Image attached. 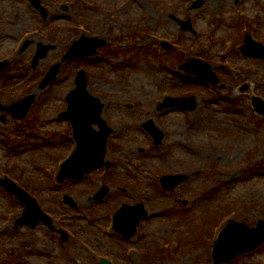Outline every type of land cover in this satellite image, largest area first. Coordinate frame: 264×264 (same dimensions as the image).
Instances as JSON below:
<instances>
[{"label": "rangeland", "instance_id": "374dc122", "mask_svg": "<svg viewBox=\"0 0 264 264\" xmlns=\"http://www.w3.org/2000/svg\"><path fill=\"white\" fill-rule=\"evenodd\" d=\"M44 1L49 8L45 23L25 0H0V59L15 56L5 70L7 79H0V102L36 96L24 119L0 110V177L10 174L28 187L53 215V223L72 235L63 244L43 224L14 229L23 207L0 187V264H95L83 242L101 249L119 242L117 234L106 237L103 230L107 213L121 203L143 204L150 216L142 226L145 236L173 245L161 251L158 264H214L212 245L226 221L223 216L232 213L236 221L252 226L264 219V119L254 114L250 101L251 96L264 98V59L243 57L237 50L244 43L234 51L225 44L232 39L234 45L243 23L264 42V0H203L192 10V0ZM64 4L67 10L62 11ZM188 19L194 33L178 22ZM82 33L105 39V46L95 57L64 64L53 83L39 89L40 75ZM25 38L30 45L19 55L17 43ZM161 40L176 44V50L160 48ZM38 43L51 49L33 70L30 61ZM189 48L194 50L186 52ZM200 52L218 76L214 87L178 68ZM79 69L86 72L88 91L104 103L102 116L114 131L105 157L113 165L107 171L94 169L79 183L56 184L72 136L68 123L56 115L66 109ZM163 92L171 97L186 92L196 106L192 112L157 110ZM147 121L163 131L160 146L142 128ZM181 172L190 177L174 190L166 192L159 184L153 188L159 176ZM102 185L109 188L108 199L94 206L89 196ZM65 194L75 208L63 203ZM185 198L190 210L181 205ZM96 211L97 220L92 218ZM95 221L102 233H94ZM138 257L130 263L149 261ZM231 264H264V244Z\"/></svg>", "mask_w": 264, "mask_h": 264}, {"label": "water", "instance_id": "95a60500", "mask_svg": "<svg viewBox=\"0 0 264 264\" xmlns=\"http://www.w3.org/2000/svg\"><path fill=\"white\" fill-rule=\"evenodd\" d=\"M201 3V1H197L195 6L201 5ZM32 4L36 7H40L38 0H32ZM44 15L46 16V14ZM183 26L184 29H187L189 28L190 23L185 22L183 23ZM103 44H105L104 40L82 36L79 40L73 42V44L65 53L62 61L93 55L96 53V48ZM40 49L34 58V63L38 61L39 57H43L46 53L44 49L43 51ZM244 51L259 57H264V46L259 43L248 41L244 47ZM194 66L195 65L189 67L184 65L182 68L185 70H190L193 69ZM3 67H5V63L0 64V69ZM59 67V63L51 67L40 86L41 88H44L56 76ZM209 71L210 66L204 65L202 70L199 69L195 70L194 72L215 83L216 80ZM33 98V95L27 97L21 104L12 106V109H15L17 112H21V117L24 116ZM67 100L69 107L67 112L62 116H65L72 121L79 146L75 154L64 164L62 172L69 173L71 177L78 178L92 167L102 164V159L105 155L106 139L112 130L106 127L100 117L103 105L100 103L98 98L91 96L86 89V77L83 71L79 72L76 78V88L68 94ZM186 102L187 103H185L184 100L178 102L174 100L173 102L167 100L164 105H178L182 107H189L190 109L195 108L196 103L194 102L193 97L189 100H186ZM188 102H190V104H188ZM253 105L259 113L264 114L263 100L254 97ZM91 123H97L101 131H92L90 129ZM147 129L155 138V143L159 144L162 138V133L156 128L148 127ZM62 176H64V174H62ZM62 178L63 177H61V179ZM184 179L185 176H164L161 178V182L162 186H164L166 189H171ZM0 184L14 193L26 207L23 217L17 221V225L28 224L30 226H35L40 219H47L42 214L33 199L27 196L22 190L16 188L11 181L7 179L0 180ZM107 191V188H102L98 194H96L95 198L102 199L106 195ZM65 201L71 206L76 205L75 202H73L68 196L66 197ZM133 209V211L132 209L127 210L126 206H124L123 209L117 213L116 220L120 222V220L123 219L124 222H129L130 225L135 226L138 223L140 217L144 216L145 213L143 210H140V207ZM138 211L140 212L139 214L136 213ZM263 242L264 221H258L257 226L254 228L246 227L243 223L229 222V224L220 233L218 239L216 240L213 247L212 256L216 264L228 263L239 254L254 250Z\"/></svg>", "mask_w": 264, "mask_h": 264}, {"label": "flooded vegetation", "instance_id": "af4514ba", "mask_svg": "<svg viewBox=\"0 0 264 264\" xmlns=\"http://www.w3.org/2000/svg\"><path fill=\"white\" fill-rule=\"evenodd\" d=\"M25 2L27 1L25 0ZM239 26H244L243 28L245 29L244 31H246L245 33L246 35L247 34L253 35L254 32L249 29L250 25L243 23ZM244 37L242 38L239 37L236 41H234L235 42V44L233 45L234 49H236L238 45H241L244 42ZM237 51L239 52V50ZM111 219H112V213H108L107 222L103 230L104 236H112L113 234H117L118 239L120 238L119 242L115 246H109L108 244H106L105 249H101L95 243L92 242V246L95 251H98L100 255L109 259L113 264H131L130 262L133 261V258L135 256L136 257L141 256L138 257V259L145 258L149 260L147 262H144V264H150V259L152 260L154 259V261H152V264H158V262H160V254L162 247L160 246V244H157V242L153 240H152L153 242H150V239L147 236H145L147 235V233H145L144 228L142 227L144 223H141L137 226L132 238L125 239L116 230H114V228L111 227L112 225ZM97 224L98 222L96 223L95 221L94 225H96V227L94 233L96 232L102 233V229L100 225ZM129 244L131 245L129 246ZM142 248L145 249V255L142 253ZM151 249L156 251L157 254L151 253ZM130 250H133V252L130 253L129 252ZM156 259H158V262Z\"/></svg>", "mask_w": 264, "mask_h": 264}]
</instances>
